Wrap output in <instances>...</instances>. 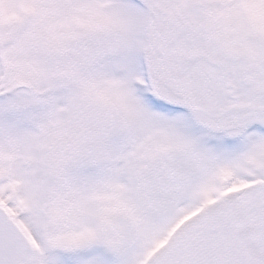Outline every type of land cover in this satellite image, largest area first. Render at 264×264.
Listing matches in <instances>:
<instances>
[{
	"label": "snow or ice",
	"instance_id": "obj_1",
	"mask_svg": "<svg viewBox=\"0 0 264 264\" xmlns=\"http://www.w3.org/2000/svg\"><path fill=\"white\" fill-rule=\"evenodd\" d=\"M0 264H264V0H0Z\"/></svg>",
	"mask_w": 264,
	"mask_h": 264
}]
</instances>
